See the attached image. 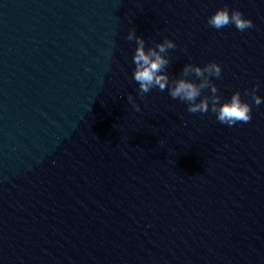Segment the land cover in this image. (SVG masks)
I'll return each mask as SVG.
<instances>
[{
    "label": "water",
    "instance_id": "1",
    "mask_svg": "<svg viewBox=\"0 0 264 264\" xmlns=\"http://www.w3.org/2000/svg\"><path fill=\"white\" fill-rule=\"evenodd\" d=\"M132 29L170 78L218 62L251 121L141 97ZM0 264H264V0H0Z\"/></svg>",
    "mask_w": 264,
    "mask_h": 264
},
{
    "label": "clouds",
    "instance_id": "2",
    "mask_svg": "<svg viewBox=\"0 0 264 264\" xmlns=\"http://www.w3.org/2000/svg\"><path fill=\"white\" fill-rule=\"evenodd\" d=\"M208 25L219 30L229 25H234L241 32L254 27L253 21L245 18L238 9L231 11L227 6L217 9L207 19ZM127 40L135 41L136 48L133 55V79L138 84V93L141 97L158 88L160 91L167 90L173 99H179L187 104L189 113H208L209 110L216 115V119L229 127L238 123L246 124L252 119V105L242 100L241 92L235 91L229 100L221 102L218 88L211 78H221L222 68L216 61H211L203 67L196 64H185L178 78H170L166 69L170 64L168 51L175 49L173 40L165 38L155 46L146 47L145 39L137 35L135 29L128 32ZM195 75L196 80L190 79ZM205 89H210L211 95H202ZM245 95H251L255 105L262 102L261 97L256 95V88L251 92L245 91ZM128 102L137 112L141 111L132 95H128Z\"/></svg>",
    "mask_w": 264,
    "mask_h": 264
}]
</instances>
